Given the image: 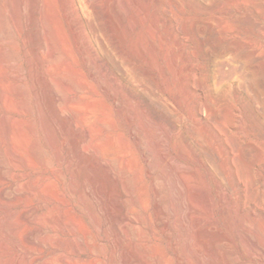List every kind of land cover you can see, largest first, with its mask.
<instances>
[{
    "label": "rangeland",
    "instance_id": "rangeland-1",
    "mask_svg": "<svg viewBox=\"0 0 264 264\" xmlns=\"http://www.w3.org/2000/svg\"><path fill=\"white\" fill-rule=\"evenodd\" d=\"M0 14L1 264H264V0H0Z\"/></svg>",
    "mask_w": 264,
    "mask_h": 264
},
{
    "label": "bare ground",
    "instance_id": "bare-ground-1",
    "mask_svg": "<svg viewBox=\"0 0 264 264\" xmlns=\"http://www.w3.org/2000/svg\"><path fill=\"white\" fill-rule=\"evenodd\" d=\"M12 1H14V0H12ZM17 1H19V0H17ZM12 3L13 2H11L10 5ZM15 3H17V2H14V4ZM14 4H12V6H14ZM4 29L5 28L2 25V16L0 14V34L6 33L10 37V34L8 33V31H5ZM11 57H12L11 59H13V60L15 59V57L13 55H11ZM5 58H7V56H5V54H0V59L7 60ZM9 58H8V60H9ZM14 91H16V93H18L20 95L21 91H20V88L18 86L14 87ZM0 100L3 103L6 102V100H7L3 90H0ZM56 100H58L61 104H67V99L60 92L56 93ZM11 106L9 105V107L8 106L7 107L9 109H11L12 108ZM9 119H10L9 116H6L5 122H4L5 123L4 133H5L6 138L8 139V141H9V143L11 145V150L13 152H17L19 154L18 156H16L17 160L24 161V158L26 159V157L24 156V154H22V153L20 154L19 153L18 148L19 147H24L25 143L22 140L21 133L16 132V130H14L13 122H11ZM45 120H47V119H45ZM45 120H43V126H44V129L46 130L45 132H47L48 137L52 141V136H53L52 135V133H53L52 132V126H51V123L48 120L47 121H45ZM29 129L33 130V128L30 125H29ZM28 150H29V154H33L36 159H40V157H41L40 149H39V147H38V145L36 143L32 144ZM103 150H104V152L106 154H108L110 156H113L115 159H117V157H116L117 152L114 149V145L113 144L105 145ZM234 162H235V165H236L238 173L241 176H243V177L248 179L249 178V173L246 170V168L244 167V165L241 163V161L236 159ZM3 166H4L3 162L0 159V167H3ZM8 172H9L8 170H5V173H0V180H4L6 178V175H7ZM246 195H247V198L249 200H256L255 190H254V187H253V185L251 183L247 186V194ZM0 198L3 201L8 198V194H7L5 189L0 190ZM81 199L83 200V202H86L84 197H81ZM30 237H31L30 235L26 236V238L28 240H30ZM12 263H13V261H12ZM0 264H1V262H0Z\"/></svg>",
    "mask_w": 264,
    "mask_h": 264
}]
</instances>
